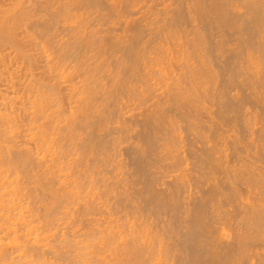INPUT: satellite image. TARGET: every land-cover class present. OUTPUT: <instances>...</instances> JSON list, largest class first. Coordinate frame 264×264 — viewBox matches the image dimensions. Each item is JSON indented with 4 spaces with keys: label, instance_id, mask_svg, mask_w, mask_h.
<instances>
[{
    "label": "bare ground",
    "instance_id": "6f19581e",
    "mask_svg": "<svg viewBox=\"0 0 264 264\" xmlns=\"http://www.w3.org/2000/svg\"><path fill=\"white\" fill-rule=\"evenodd\" d=\"M103 1L11 0L7 5L0 4V264H203L202 259L207 255L214 256V259L226 256L228 264H264V170L260 173L261 168H258L264 160L257 158L264 154H255L258 148H264V126H259L264 120L259 119L261 123L253 120L254 123H251L249 120L254 114L252 118L247 115L248 120L243 118L246 123L243 127L252 134V137L249 136L250 145L256 151H252L255 155L250 154L257 155L255 159L251 155V160L241 148L246 142L240 141L236 132L230 135L229 131L224 136L216 130L214 134L210 124L206 123V127L204 122L200 124L198 119H203L198 115L207 113L208 104L205 103L210 96V101L215 102L212 99L215 94L217 96L216 79L219 76L208 58L210 53H206L208 44L204 38L208 36L201 35L207 24L203 31L204 26L198 27L197 22L193 23V19L209 22L214 13L212 20L216 24L226 28L232 24L237 36L240 35L237 40L243 45L241 53L237 52L244 57V61L236 57L239 63H234L238 64L237 68L250 73V79L246 76L248 80L253 79L252 84L249 81L252 85L250 100L253 97L255 103L264 104V0H234L235 3L233 0H139L144 4H139L137 0ZM132 14L135 18L130 17ZM231 15L243 19L231 21ZM186 17L192 21V27L188 24L192 28L191 33L186 28ZM140 24L144 33L148 32V38H143L145 41L141 26L138 28ZM120 25L125 28L120 29ZM245 34L248 37H244ZM216 49L219 54V49ZM240 63L245 64V68ZM234 79L237 80L235 76ZM212 82L217 83L216 87ZM246 82H243L244 85ZM210 85L216 88L214 92ZM208 90L213 95L209 96ZM218 94V97L224 96ZM233 94L236 97L234 101L240 98L239 94L236 96L237 92ZM224 98L230 100L228 97L220 98L221 103L218 98L215 100L217 104H222L223 100L227 101ZM177 112L178 120L182 121V116L186 120H183L187 123L185 129L190 132L186 131L187 135H193L202 144H207L195 148H203V152L196 154L194 150L191 154L194 159V154L197 155L199 165L194 163L193 166L198 167L197 172L205 176L207 184H210V179L217 178L214 176L216 171L212 170L224 167L222 160L227 163L229 156L234 159H231L234 162L233 167L230 166L232 169L228 168L231 170L229 174L226 163L221 173L223 178L227 175L229 182H225L230 184V193L217 190L218 185L216 189L211 188L214 191L211 192L222 198L229 194L232 199L237 197L240 201L235 203L239 205L238 210L240 204L245 210L239 212V217H234L227 210L225 212L230 215L213 208L224 215L217 217L223 222L217 224L221 226V232H218L219 228L214 229V235L208 231L217 225L206 228V221L214 216L210 214L208 220L204 218L206 221H200L209 206L206 200L204 202V196L201 200L197 199L199 201L195 200L197 203L192 212V207L186 209L196 216L201 215H194L200 218V223L192 219L198 223L196 227L190 220L191 225L185 224L188 221L184 219L182 223L186 232H182L183 227H180L181 230L178 228L181 232L171 229L173 222L166 230L164 221L165 229L157 230L161 228L159 222L156 223L157 219L161 220L162 216L156 217L158 213L155 215L157 219L152 217L161 209H168V212L175 210V213L171 212L175 215L176 208L182 207L177 204L179 199L190 196H187V184L192 175L189 173L190 154L183 148L182 123L179 125L175 118L177 115L173 116ZM212 120H208L209 123ZM202 124L206 128V132L203 131L205 134L200 131ZM223 125L226 126V122ZM257 131L260 137L255 135L253 138V133ZM133 135L137 136V142L132 141ZM149 138L155 139L154 142ZM245 141L249 143V139ZM153 143L158 151L155 156L151 150L154 159L149 156L152 159L149 160L144 152L149 146L153 147ZM128 149L135 152L130 153L138 154V159L135 155L131 158L135 161V173L140 172L144 176L146 185L142 184L143 188L134 187L142 182V178L139 182L137 176L132 180L135 173L131 174V170L126 169L129 165L126 166L127 161L123 160L121 153ZM240 150L245 155H241ZM261 152L264 153V150ZM157 154L158 160L155 159ZM247 154L250 155L249 152ZM253 159H259L261 165L253 161L255 165L252 169L253 165L247 162ZM148 160L150 164L154 160L152 164L159 165L154 167L157 170L154 174ZM147 165L153 170H149ZM145 167L151 171L150 176L156 174L155 177H159V174L167 172L164 177L162 175L166 180L162 179L160 183L169 184V188L160 184L164 189L156 190H163V193H154L150 182L153 179L147 181L143 174L148 171ZM162 167L163 170L160 169ZM164 167L168 168L167 171ZM254 168L260 171L255 172L257 169ZM163 171L165 173L161 174ZM200 179L198 181L203 182ZM240 182L247 186L243 194L258 202L251 201L252 198H245V201L239 198L242 193L236 187L242 188ZM214 201L216 204L217 201ZM220 207L222 210L224 205ZM180 213L178 210L177 214ZM227 223L228 227L225 226ZM200 224L202 228L206 226L202 229L206 230L205 234L202 232L206 237L204 245L198 242L202 237L199 240L197 237L196 241L197 234H194ZM224 226L230 229L229 232L224 231ZM225 233L230 234L227 235L229 240L225 238ZM218 243L220 247H217ZM200 256L201 260L195 259ZM214 259H209L207 263L214 264ZM221 261L219 264L226 262Z\"/></svg>",
    "mask_w": 264,
    "mask_h": 264
},
{
    "label": "rangeland",
    "instance_id": "374dc122",
    "mask_svg": "<svg viewBox=\"0 0 264 264\" xmlns=\"http://www.w3.org/2000/svg\"><path fill=\"white\" fill-rule=\"evenodd\" d=\"M10 1H11V0H0V4H2V5H7L8 3H10ZM102 1H103V0H102ZM137 1L139 2V0H137ZM238 1H240V0H238ZM103 2H104V1H103ZM141 2H143V1H140L139 4H144V2H143V3H141ZM233 2H234V0H233ZM233 2H232V3H233ZM235 2H237V0H236ZM235 2H234V3H235ZM188 5H190V4H188ZM144 9L146 10V8H144ZM144 9H143V10H144ZM186 9H187V8H186ZM141 10H142V9H140V11H141ZM145 10H144V11H145ZM140 11H138V12L141 13ZM187 11H188V10H187ZM187 11H186V12H187ZM142 12H143V11H142ZM212 12H213V11H212ZM212 12H211V13H212ZM187 13H188V12H187ZM136 14L139 15L137 12H136ZM136 14H135V16H136ZM188 14H189V13H188ZM188 14H186L185 16H188ZM140 15H141V14H140ZM140 15H139V16H140ZM211 15H213V16H212V17L210 16L211 19L209 18V19H210L209 22H208V20H207V22L204 21V23H203V21H200V20L198 19L201 23H203V25H202L197 19H195V20L193 19V23H194V22H195V23L197 22V25H199L198 27H200V25H201V27L204 26V28L202 29L203 31H204V29H205V25L207 24V25H206V29H205L204 32L201 31V29H200L199 31H200V32H203V33L201 34L202 36H203L204 34H205V36H208V37L203 36V37H205L204 39H206V40H204V41H205L208 45L210 44L209 46L206 45V46L208 47V51H206V53H207V52L210 53V54L208 55V56H209L208 58L210 59L212 66L215 65V66L213 67V68L215 69L214 72H217L216 74H217V76H219L218 78H217V76H215L214 79H213L214 82H215V78H217V79H216V82H217V80H218V84L216 83V84L218 85L217 96H216V94H215L214 96H216V98L213 96V99H212V100L215 101V102L210 101L211 98H212L210 95H213L212 93L216 90V88H213L216 84H215L214 82H212L211 84L214 83V84H213L214 86H211V85H210V86H211V89L213 88L214 90L212 89L211 91H213V92H211V93H210V91L208 90V92H209L208 95L210 94V95H209V96H210V98H209L210 100L208 99L209 101H207V100H206L207 97L204 99L205 101H207L205 104H208V105H206V106H208L209 110H208V108H207V113H206V111H205V113L203 112V113H200V114L198 115L199 118L201 117V118L203 119V121H201V119H198V120H200V124L204 122V123H203L204 125H205L206 123L212 125V126L209 125V127H213V133H214V131H215V133H216V130L218 131V132H217L218 134H220V133L222 132V133H221L222 135H224V134L227 135V133H228L229 131H230V133H231L230 135H235V134L237 133L238 135H236V136H237L238 138H240V141L242 140V142H243V141L246 142V143H244V144L242 143V144H243V145H242L243 147L241 146V148H243V151L246 152V155H245V154L243 153V151H241V150L238 151V152H242L243 154H241V155H245V156H247L249 159H250V157H251V159H252V156L255 155V154H257V155H258V154H260V155L264 154V153L261 152L262 150H264V148H262L261 150L258 148V152L255 153L256 151H255L253 145H250V140H251V138H250L249 136L252 137V134L249 132V130H248V131H246L247 129L245 130L246 127H245V128L243 127V125L246 124V123H245V120H244V122H243V118L246 119V118L248 117L247 115H249L250 118H252L253 116H251V115L254 114L253 119H250V118L248 117V118L250 119L249 121H250L251 123H254L255 120L258 121L259 119L264 120V118H261V117H264V116H262V115H264V113H262V112H264V104L257 103V102L255 103V100L252 101V98H253V97H251V100H250V97H249V95L251 96V93H250V92H251V88H250V87H252V85L249 84V81H250V80H248L249 77L251 78V76L248 75V74H250V73L248 72V74H247V70H246V69H245L246 72H244V71H243L241 68H239V67H238V68H239V69H238V68L236 67V65L238 66V64L234 63V62H236V61H237V63H239V60H240V59L243 60L242 58H244V57H241L242 55H240V53H241V49L243 48V45L241 44V42H240L239 40H237V38H239L238 36H240V35L237 36L238 33H236V32L234 31L235 28L232 26V24H230V26H228L227 28H226V26H223V27L220 26L219 23L216 24V21L212 20L213 17L215 16L214 13L211 14ZM131 16H133V18H135V17H134V14L130 15V17H131ZM231 16L233 17V19H232V17H231V21H234V22H236V21L238 22V21L242 18L241 16H239V17H238V16L235 17V16H233V15H231ZM137 17H138V16H137ZM237 18H238V20H237ZM239 18H240V19H239ZM185 19L187 20L188 17H186ZM190 19H191V18H190ZM235 19H236V21H235ZM242 19H243V18H242ZM242 19H241V20H242ZM188 20H189V19H188ZM188 20L185 22V24H187V25H186V26H187L186 28H187V30H189L190 33H191V32H192V28H191V27H192V23H191L192 21L189 20V23H188ZM191 20H192V19H191ZM211 20L214 21L215 24H214ZM241 20H240V21H241ZM195 23H194V24H195ZM198 23H199V24H198ZM208 23H209V25H208ZM142 24H143V23H142ZM142 24H140V25L138 26V28L141 26L140 28H142L141 30H142L143 33H144L145 30H143L144 27H142V26H143ZM188 24H190L191 27H189ZM218 24H219V25H218ZM216 25H217V26H216ZM121 26H122V27H121ZM218 26H220V27H218ZM246 26H247V24H246ZM120 27H121V28H120ZM120 27H119L120 29H124V28H125L124 25H120ZM123 27H124V28H123ZM140 28H139V29H140ZM221 28H222V29H221ZM209 30H210V31H209ZM142 31H141V32H142ZM189 31H188V32H189ZM120 32H121V30H119L118 33H120ZM141 32H140V33H141ZM235 33H236V34H235ZM146 34H148V32H145V33H144V35L142 36V39L145 38V37H146V39L148 38ZM234 34H235V35H234ZM141 35H142V34H141ZM234 36H235V37H234ZM245 36L248 37V35H246V34L244 35V37H245ZM189 37H191V35H189ZM140 38H141V37H140ZM207 38H208V39H207ZM146 39H143V41H145ZM220 40H222L221 45H223V46L220 45V42H221ZM234 40H236V41H234ZM218 42H219V43H218ZM238 44H239V45H242V46L240 47ZM248 44H249V43H246V45H248ZM212 45H213V46H212ZM219 45H220V47H219ZM224 46H225V48H223ZM214 47H216V48L219 49V54H220V55L218 54L217 49L214 48ZM236 47H238V48H240V49H237ZM215 49H216V50H215ZM222 49H223L224 51H223ZM229 49H230V50H229ZM236 49H237V50H236ZM209 50H210V52H209ZM221 50H222V51H221ZM233 50H234V51H233ZM239 50H240V51H239ZM254 50H255V49H254ZM254 50H253V51H254ZM256 50H257V48H256ZM256 50H255L254 52H256ZM212 51H213V52H212ZM225 51H227V52H225ZM231 51H232V52H231ZM237 51L240 52V53L238 54ZM224 52H225V54H223ZM208 53H207V54H208ZM214 53H215V54H214ZM234 53H235V54H234ZM236 53H237V54H236ZM221 54H222V56H221ZM242 54H243V52H242ZM218 55H219V56H218ZM223 55H224V57H223ZM234 55H235V56H234ZM238 55H239L240 57H239ZM220 56H221V57H220ZM225 57H226V58H225ZM232 57H233V58H232ZM236 57H238L239 60H238ZM223 58H225V59L223 60ZM227 58H228V59H227ZM211 59H213V63H212V60H211ZM221 59H222V61H221ZM231 59L233 60V62H232ZM226 60H227V61H226ZM229 60H230V61H229ZM225 61L228 62V63H226ZM243 61H244V60H243ZM243 61H242V63H243ZM221 63H222V64H221ZM223 63H224V65H223ZM225 63H226V64H225ZM229 63H231V64H233V65H230ZM242 63H240V64H242ZM213 64H214V65H213ZM228 64H229V66H231V67L227 66ZM234 64H235V65H234ZM240 64H239V65H240ZM219 65H221V66H219ZM222 66H224V67L222 68ZM232 66L235 67V69H234ZM240 66H241V65H240ZM242 66H244V67H242ZM242 66H241L242 68H245V64H242ZM236 68H237V70H236ZM221 69H222V71H221ZM226 69H227V70H226ZM234 70H235L236 72H234ZM241 70H242V71H241ZM227 71H228V72H227ZM229 71L231 72V74H229ZM237 71H238V72H237ZM240 72L242 73V75H241ZM243 72H244V74H243ZM218 73H219V74H218ZM238 73H239V75H238ZM216 74H215V75H216ZM228 74H229L230 76H229ZM220 75H221V76H220ZM244 75H245V76H244ZM247 75H248V78L246 77ZM222 76H223V77H222ZM226 76H227V77H226ZM228 76H229V78H228ZM234 76L236 77L237 80L234 79ZM135 77L137 78V76H135ZM244 77H245V78H244ZM221 78H222V79H221ZM225 78H226V79H225ZM243 78H244V79H243ZM250 78H249V79H250ZM227 79H228V80L231 79V81H232V79H233L234 81H233V83H231V81H227ZM238 79H239V80H238ZM240 79H242V80H240ZM245 79H246V80H245ZM225 80H226L227 82H226ZM243 80H244V81H247V82H246L247 84L245 83L246 85H244V83H243L244 81H243ZM252 80H253V79H251V81H252ZM239 81H241V82H239ZM242 81H243V82H242ZM251 81H250V82H251ZM252 82H253V81H252ZM252 82H251V84H252ZM242 83H243V84H242ZM239 85H240V86H239ZM222 86H223V87H222ZM215 87H216V86H215ZM219 87H220V88H219ZM224 87H225V89H224ZM226 87H227V88H226ZM209 89H210V87H209ZM221 89H222V91H221ZM227 90H228V91H227ZM219 91H220V92H219ZM223 91H224V92H223ZM228 92H229V93H228ZM236 92H237V95H236V96L238 97V94H239L240 98L238 97V98H237L238 100H235V101H234V99H236V97H234V94H233V93H236ZM218 93H220L221 96H222V94H223L224 96H222V97H218V96H220ZM225 93H226L228 96H227ZM232 94H233V97H232L233 100H231L232 98H229L230 96H232ZM240 94H241V95H240ZM209 96H208V97H209ZM242 96H243V98L241 99ZM223 97H228V99H230V100H227L226 98H224V99L227 100L228 102H227V101L224 102V100H223V101H222V104H217L218 102H216V101L219 99L218 101L221 103L220 98H223ZM247 97H248V98H247ZM217 98H218V99H217ZM215 99H217V100H215ZM239 99H240V101H239ZM226 102H227V103H226ZM232 102H233V103H232ZM235 102H236V104H235ZM223 103H225V104H223ZM239 104H240V105H239ZM218 105H219V106H218ZM233 105H235V106H233ZM237 105H238L239 107H238ZM225 106H226V107L229 106V107H228L229 109L226 108ZM230 106H231V107H230ZM236 106L238 107L237 109H236ZM241 106H243V107H241ZM219 108H220V109H219ZM221 108H223V109L221 110ZM224 109H225V110H224ZM230 109H232V110H230ZM239 109H240V110H239ZM210 110H211V111H210ZM219 110L221 111V113H220ZM236 110H237V111H236ZM238 110H239V111H238ZM216 111L218 112V114H217ZM230 111H232V112L234 113L235 116L233 115L232 112L229 113ZM240 111H241V112H240ZM242 111H243V112H242ZM248 111H250V112H249L250 114L248 113ZM244 112H245V113H244ZM246 112H247L248 114H246ZM256 112H258V113H256ZM171 113H172V112H171ZM238 113H239V114H238ZM173 114H174V113H173ZM256 114H258L257 116H259V115H261V114H262V115H261V117L259 116L260 118H258V117L256 116ZM169 115H170V113H169ZM171 115H172V114H171ZM176 115H177V117H175ZM178 115H179V114H178V112H177V113H175L173 116H174L175 118H177V120H178V119H179V116H178ZM211 115H212V117H211ZM228 115H229V116H228ZM243 115H244V116H243ZM206 116H207V117H206ZM226 116H227V117H226ZM232 116H233V117H232ZM245 116H246V117H245ZM182 117H183V116H182ZM182 117L180 118L182 121L178 120V121H179L178 124H179V125H180L181 123L183 124V125L181 124V128H180V132H181V131L184 132V133H183V132L181 133V134H184V135H182V137H183V141H184V142L182 143V144H184V147H183V148H186V150H187V154L189 153L190 155L194 152V150H195L196 154H197L198 151H200V153L203 152V151H201V149H203V148H201V149H195V148H198V147L200 148V147H202L203 145H207V144H202V143H201L198 139H196V137H194L193 135H192V136H189V134H190L189 130H188V129H185L187 123L184 122V121H186V120H185L184 117H183V119H182ZM209 117H211V118H209ZM215 117H216V118H215ZM222 117H223V118H222ZM224 117H225V118H224ZM238 117H239V118H238ZM175 118H174V119H175ZM212 118H213V120H214L215 122H213ZM217 118H218V119H217ZM234 118H235V119H234ZM231 119H232V120H231ZM183 120H184V121H183ZM208 120H210V121L212 120L213 123H212V122L209 123ZM230 120H231V121H230ZM246 120H248V119H246ZM253 120H254V122H252ZM261 120L258 121V122L261 123ZM205 121H206V122H205ZM207 121H208V122H207ZM218 121H219V122H218ZM225 122H226V126L223 125V124H225ZM258 122H256V123H257L256 126H258V124H259ZM262 122H264V121H262ZM184 123H185V124H184ZM211 123H212V124H211ZM214 123H216V124H214ZM203 124H202V130L200 129V131H201L202 133L206 132V128H205V127L208 126V125L206 124L205 127H204ZM213 124H214V125H213ZM218 125H219V127H218ZM215 126H216V129L214 128ZM244 126H245V125H244ZM259 126H264V123L259 124ZM137 127H139V126H137ZM209 127H207V128H208V129H207L208 131H209ZM217 127H218V128H217ZM221 127H222V129H221ZM182 128H183V129H182ZM186 128H187V127H186ZM223 128H224V129H223ZM243 128H244V130H243ZM214 129H215V130H214ZM227 129H228V131H227ZM204 130H205V131H204ZM223 130H224V131L226 130L227 132L224 133ZM231 130H232V131H231ZM239 130L241 131V133H240L241 136H240V134L238 133V132H240ZM186 131L189 132L188 135H187V132H186ZM203 131H204V132H203ZM220 131H221V132H220ZM232 132H233V133L236 132V133L232 134ZM257 132H258V131H257ZM166 133H167V132H166ZM207 133L210 134V132H207ZM207 133H206V134H207ZM213 133H211V136H212ZM215 133H214V134H215ZM245 133H246V134H245ZM255 133H256V132H255ZM255 133H253V134H254V135H253V138H255V137L259 138V137H260V132H258V133H256V134H255ZM161 134H163V133H161ZM204 134H205V133H204ZM257 134H259V135H257ZM159 135H160V133H159ZM225 135H224V136H225ZM255 135H256V136H255ZM133 136H134V138H133ZM133 136H132V138H133L132 141L137 142V139H136L137 136H135V135H133ZM157 136H158V135H157ZM254 136H255V137H254ZM258 136H259V137H258ZM190 137H191V138H190ZM244 137H245V140H246V139H249V143H248V144H247V141L244 140ZM151 138H153V136H152ZM151 138H149L150 141H153V142H154L155 139H152V140H151ZM241 138H243V139H241ZM257 138H256V139H257ZM149 139L146 140V142L149 141ZM188 139H189V140H188ZM190 140H191V142H190ZM194 140H195V141L197 140V141L195 142ZM129 141H130V140H129ZM129 141H128V142H129ZM193 141H194V142H193ZM142 143H144V140H142ZM185 143H186V144H185ZM190 143H191L192 145L195 144L194 147H193ZM193 143H194V144H193ZM199 143H200V144H199ZM201 144H202V145H201ZM228 144H229V145H228ZM246 144H247L248 146H246ZM144 145H145V144H144ZM152 145H154V143H153ZM155 145H156V144H155ZM155 145H154L153 147L149 146L148 149L146 148L147 152H146V150H145V152H144V153H145V156H146V157H145L146 159L149 158V160H152V159L149 157V156L152 157V155H151V153H150L151 150H153V151H151V152H152V153L154 152L155 154H154V153H153V154L156 156V151H158V149H157L158 147H157V146L155 147ZM188 145H191L192 147L190 146V147H191V148H190ZM196 145H197V146H196ZM227 145L231 147L230 143H227ZM185 146H186V147H185ZM187 146L189 147L190 150L188 149ZM228 146H227V147H228ZM250 146H252L253 148L250 147ZM154 147H155V149H154ZM230 147H228V148H229V151L231 150ZM245 147H247V148H245ZM150 148H151V149H150ZM183 148H182V149H183ZM251 148H252V150H250ZM156 149H157V150H156ZM253 149H254V150H253ZM128 150H129V149H128ZM154 150H155V151H154ZM245 150H246V151H245ZM249 150H250V151H249ZM259 150H260V151H259ZM125 151H126V152L122 151L123 153H121V156L123 157V160L126 159V161H127V162H125V163H126V166L129 165V166L126 167L127 171L131 170V171H129V172H130V173L132 172L131 174H133V172L135 173V171H136V167H135V170H134V166H135V165H134L133 162H135V161H132V160H134V159L131 158V157H134L133 155H135V154H133V153H135V152H133L132 149H130L129 151H127V150H125ZM130 151H132L133 153H130ZM252 151H255V152H252ZM209 152H210V151H209ZM226 152H228V151H226ZM248 152H249V154H250V152L253 153V155L250 154V155L248 156V154H247ZM259 152H260V153H259ZM129 153H130V154H129ZM147 153H148V154H147ZM211 153H213V152L211 151ZM230 153H231V151L229 152V154H230ZM254 153H255V154H254ZM128 154H129V155H128ZM184 154H186V152H185ZM189 154H188V155H189ZM196 154H194V155H195V157L197 158V155H196ZM198 154H199V153H198ZM131 155H132V156H131ZM147 155H148V157H147ZM190 155H189L190 158L188 159V161L190 160V161H189V162H190L189 167H190V169H191V172L189 171V173L192 174V175L194 174L193 176H192V175L190 176V178H189V179H190V180H189L190 182H188V184H190L191 181H192V184H190V185L187 184V186H188V189H187L188 194H187V196H188V195H190V196H188L189 199H188V197H186L187 199H186V198L183 199V197L180 196V197H182V200H181V198H180V199H179V202L177 203L179 206H182L183 208H184V206H186V208L183 209L182 207H179V206L177 205V207H179V208H176V212L178 213V210H179V213L181 212V213H180L181 215H180V214L178 215L177 213H176L175 215L172 214L171 212L173 211V213H175V210H171V209H170L171 212H168V211H169L168 209H166V210H165V209H164V210L161 209L162 212H161V211H160V212L158 211L157 213H156V212H155L154 214L152 213V214H153L152 217H153V216L155 217V215H157L158 213H159V214L162 213V214H160V215L158 214L156 217H160V216H162V217H161V220L164 219V220H162V221H161V220L158 221V219L155 217V218L157 219V222H156V223L159 222V225L161 226V228H159V229L157 228V230H160V229H162V228L165 229V224H164V222L166 223V230H167V229H169L168 227L171 228V226H169L170 222H171V223L173 222V223L170 224V225H173V224H174L175 226L173 225V226H172L173 228H171V229H173V230L176 229V231H177V230L179 231V229L181 230L180 227H183L182 232H183V231L186 232L184 226H185V224H187V225H188V224L191 225L190 221L192 222V225H194V226L196 227V226H198V225H197L198 223H195L196 221L200 223L201 220H202V221H206V220H208L211 216H212V217H213V216L215 217V216L218 214V216H216L215 218L213 217V218H210L209 221H206V222H207V225H206L207 227H206L205 225H203V228H204V229L208 228V226H209V227H210V226L215 227L218 223L220 224V223L223 222V221H221L222 219H221V220L217 219V217H219V215H222L221 213H219L220 211H222V212L224 211V212H225V211L227 210V211H229L228 213H230L231 216H234V217H235V216H236V217L238 216V217H239V215L241 214V213H239V212H242V210H245L244 206H242L243 204H240V207H241V206H242V207H241V208L239 207V210H238V206H239V205H237V204H235V203H240V201L237 199V197L232 199V195L229 194L230 196H229V195H227V197H226V196H223V198H222V196L220 195V197H221V198H220L218 195H214V194L212 193V192H214V191H213L211 188L214 189V187H215V189H216L217 185L219 186V187L217 188V190H221V189H223V190H221V191H225V193H227V192L230 193V190H228V186H229L230 184H228L229 181H228V179H226V178H227V175L225 176L226 178H223L224 174H221V173H223V172H222V169H225L224 167H225V163H226V162L222 160V162L224 163V164H223L224 167H223L221 170L216 169V168H215V170H214V169L212 170V171H216V172H214V173H215L214 176H216L217 178L215 179V177H214L213 180L210 179V184H207L206 181H205L206 179H204L205 176H204V175H203V176H200L199 173L197 172L198 169L196 170V168H198V167H197L196 165H195L196 167L193 166L194 163H195V164L198 163V165H199V162L196 161V158H195V159L193 158V156H192L193 154H192L191 156H190ZM230 155H231V154H230ZM251 155H252V156H251ZM257 155H256V156H253V158H254V157L256 158ZM135 156H136V158H135V157H134V158H135V159H138V157H137L138 154H136ZM186 156H187V155H186ZM130 158H131V159H130ZM152 158L154 159V157H152ZM248 158H247V159H248ZM255 158H254V159H255ZM257 158H259V159L261 158L260 160H264V156H261V157H260V156L258 155ZM155 159L158 160V154H157V158H155ZM197 159H198V158H197ZM229 159H230V160H229ZM231 159L234 160L233 158H231V156H229V158H227V160H228L229 162L226 163V165H227V166H226V170H227L228 168L232 169L231 167H233L232 163H233L234 161H232ZM251 159H250V160H251ZM254 159H253L251 162H249V161H248V162L246 161V162H247L248 164H252V162L255 161V163H256L257 165H261V163H264V161H261V163H260V162L258 161L259 159H258V160H257V159L254 160ZM130 160H131V161H130ZM149 160H148V163L150 164V161H149ZM194 160H195V162H193ZM191 161H192V162H191ZM128 162H130V163L128 164ZM151 162H152V163H155L154 160L151 161ZM158 162H159V161H158ZM158 162H156V164H157ZM230 162H231V163H230ZM257 162H258V163H257ZM146 163H147V160H146ZM146 163H145V164H146ZM152 163H151V164H152ZM253 163H254V162H253ZM132 164H133V165H132ZM151 164H150V165H151ZM159 164H161V163H159ZM210 164H212V162H211ZM131 165H132L133 167H132ZM154 165H155V164H154ZM154 165L152 164L151 166H153V168L156 167V166H159V165H155V166H154ZM252 165H253V164H252ZM254 165H255V164H254ZM254 165L251 166L252 169H253ZM257 165H256V167H257ZM130 166H131V167H130ZM145 166H146V165H145ZM147 166H148V168H150L149 170H153V168H151L149 165H147ZM191 166H192V167H191ZM228 166H229V167H228ZM230 166H231V167H230ZM262 167H264V164H262V166H260V167L258 166L259 169L261 168V169H260L261 171H260L258 168H254V170L257 169V170H255V172H257V171L259 170L260 173H261L262 170H264V168H262ZM128 168H129V169H128ZM145 168H146V167H145ZM148 168H146V169L148 170ZM192 168H193L194 170H193ZM160 169L163 170V167L160 168ZM166 169H168V168L164 167V171H165ZM230 169H228V173H227V174H229V172L231 171ZM133 170H134V171H133ZM144 170H145V169H144ZM147 170H146V171H147ZM149 170H148V171H149ZM195 170H196V171H195ZM218 170H219V171H218ZM226 170H225L224 172H227ZM229 170H230V171H229ZM148 171L146 172V174H145V172H144L143 174L146 175V176L148 175V178L145 176V178H146L147 181H150V180L153 179V180H152L153 182H152V181H150V182L152 183V184H151V185H152V189L154 188L153 192L156 193L155 191H158V190H156V189H158V188H159V189H162V187L165 185V184H161L160 181H161L162 179H164V178H162V175H163V177H164V175H165L167 172L165 173V172L163 171V172H161V174H162V173H165V174H162V175L159 174V177H158V176L155 177L156 174H155L154 176H153V175L150 176V172H151V171H149V172H148ZM153 171H154V172H151L152 174H154L155 171H157V170L154 168ZM160 171H161V170H160ZM160 171H158V172H160ZM166 171H167V170H166ZM137 172H138V171H137ZM217 172H218V174H217ZM147 173H149V174H147ZM156 173H157V172H156ZM195 173H196V175H195ZM197 173H198V174H197ZM136 174H137V173H135V174H134V175H135L134 178L131 177V179L133 180V179H135V177L137 176L136 180H138V182H139V180H141V178H142V182L140 181L139 184H138V182H137L136 180H134V181L137 182L136 184H138V185H137L138 188H137V186H134V187H135L136 189L143 188V187L146 185V184L144 185V182H143V181H145V180H143V177H144V176H142V174H141L140 172H138L137 175H136ZM225 174H226V173H225ZM140 175H141L142 177H141ZM157 175H158V174H157ZM262 175H264V172H262ZM139 176H140V177H139ZM149 176H150V177H149ZM160 176H161V177H160ZM197 176H198L199 179H200V178L203 179V182L201 181L202 183H201L200 181H198L199 179L197 178ZM157 177H158L159 179H157ZM191 177H193V178H191ZM194 177H196L197 180H196V178H194ZM203 177H204V178H203ZM145 178H144V179H145ZM149 178H150V179H149ZM155 179H156V180H155ZM167 179H168V178H167ZM193 179L196 180V181H194ZM202 179H200V180H202ZM217 179H219V180H217ZM158 180H159V181H158ZM164 180H166V179H164ZM220 180H221V181H220ZM225 180H227L228 182H227V181L225 182ZM215 181H216V182H215ZM217 181H218V182L220 181V182L218 183ZM154 182H155L156 184H155ZM204 182H205L206 184H205ZM207 182H208V181H207ZM212 182H213V184H212ZM224 182H225V183H224ZM140 183H141V184H140ZM194 183H195V184H194ZM197 183H199V184H197ZM203 183H204V184H203ZM223 183H224V184H223ZM142 184H143L144 186H141ZM160 184L163 185V186L160 187ZM200 184H201V185H200ZM211 184H212V185H211ZM215 184H216V185H215ZM226 184H227V185H226ZM239 184L242 185L241 182H240ZM239 184H237V186H241V185H239ZM134 185H135V184H134ZM193 185H194V186H193ZM195 185H197L198 187L195 186ZM210 185H211V186H210ZM213 185H214V186H213ZM139 186H140V187H139ZM155 186H157V187H155ZM165 186H166L167 188H169V184H168V185L166 184ZM165 186H164V187H165ZM187 186H186V188H187ZM202 186H203V187H202ZM220 186H221V188H220ZM225 186H226V187H225ZM245 186H246V184H245ZM245 186L242 185V186H241L242 188H240V187H236V189H238L239 192L241 191L240 194L242 193L240 197L238 196V197L241 198L242 200H244L245 198H246V199L248 198V194H246V195L243 194V193L247 190V189H244V188H247V186H246V187H245ZM164 187H163V189H164ZM166 187H165V188H166ZM195 187H197V189H196ZM200 187H201V188H200ZM224 187H225V188H224ZM194 188H195V189H194ZM206 188H207V189H206ZM208 188H209V189H208ZM210 189H211V190H210ZM225 189H227V190H225ZM188 190H189V191H188ZM191 190H192V192H191ZM196 190H197V191H196ZM198 190H199V191H198ZM207 190L210 191V192L212 191V192H211L212 195H211V193L208 192ZM160 191H161V193H163V192H162L163 190H160ZM160 191H158L157 193H159ZM205 191H207V192H205ZM226 191H227V192H226ZM238 191H237V192H238ZM204 192H205V193H204ZM239 192H238V193H239ZM157 193H156V194H157ZM189 193H190V194H189ZM245 193H246V192H245ZM196 194H197V195H196ZM200 194H201V195H200ZM194 195H195V196H194ZM242 195H243V196L245 195V196L242 198ZM200 196H201V197H200ZM203 196H204V202H205V200H206V204H207V205L209 204V206H211L212 209H211V207L207 206L208 208H207L206 211H205V212H206V215H205V212L203 213V217H202L201 215H199V216L197 215L198 217L201 216L200 218H203V219L195 218V217H197V216L195 215V213H194V212H193L194 214L189 213V212H187L186 209H189V207H192V208H190V210H191V209H194V205L197 203L196 201H199V200L203 199ZM212 196H213V197H212ZM216 196H218V197H216ZM193 197H194V198L196 197V198L193 200ZM206 197H207V198H206ZM211 197H212V198H211ZM228 197H229V198H228ZM200 198H201V199H200ZM251 198H252V197H250V199H251ZM197 199H199V200H197ZM212 199L216 200L218 204H217V203L215 204V201L212 200ZM218 199H219V200H218ZM220 199H222V200H220ZM226 199H227V200H226ZM246 199H245V200H246ZM248 199H249V198H248ZM250 199H249V200H250ZM253 199H254V198H252L251 201H253ZM180 200H181V201H180ZM185 200H186V201H185ZM187 200H188V202H187ZM192 200H193V201H192ZM195 200H196V201H195ZM210 200H211V202H210ZM229 200H230V202H228ZM235 200H237V201H235ZM242 200H241V203L243 202ZM245 200H244V201H245ZM256 200H257V199H256ZM256 200H254L253 202H258V201H256ZM221 201H222L223 203H222ZM231 201H232V202H231ZM233 201H235V202H233ZM262 201H264V200H262ZM181 202H182V203H181ZM193 202H195V203H193ZM220 202H221L222 206L224 205V208H222V210H221V207H220V206H221ZM184 203H185V204H184ZM186 203H187V204H186ZM191 203H192V204H191ZM210 203H211V204H210ZM212 203H213V204H212ZM181 204H182V205H181ZM214 204H215V205H214ZM226 204H227V205H226ZM212 205H213V206H212ZM230 205H231V206H230ZM214 206H217V207L215 208ZM218 206H219V207H218ZM187 207H188V208H187ZM209 208H210V209H209ZM213 208H214V210L217 209V211H219V209H220V211H219V212L216 211V212H217V213H216V212L213 210ZM243 208H244V209H243ZM177 209H178V210H177ZM181 209H182V210H181ZM184 210H186V211H184ZM207 210H208L209 213L207 212ZM209 210H210V211L213 210V211L215 212V215H214L213 211L210 212ZM164 211H166V212H164ZM190 212H192V210H191ZM235 212H236V213H235ZM169 213H170V214H169ZM207 213H208V214H207ZM212 213H213V214H212ZM226 213H227V212H225V214H226ZM228 213H227V214H228ZM189 214H191L192 216H190ZM210 214H211V216H210ZM223 214H224V213H223ZM230 214H228V215H230ZM233 214H234V215H233ZM165 215H166L167 218L165 217ZM183 215H185V216H183ZM194 215H195V217H194ZM208 215H209V218H208ZM177 216H178L179 219H178V218H175V217H177ZM181 216L184 217L183 220H182V217H181ZM222 216H224V215H222ZM152 217H151V218H152ZM163 217H164V218H163ZM168 217H169V218H168ZM171 217H172V219H171ZM187 217H189V218H187ZM190 217H192V218H190ZM165 218H166V219H165ZM185 218H186V219H185ZM204 218H205V219L207 218V219L205 220ZM219 218H221V217H219ZM156 219H154V220L156 221ZM173 219H178V221H179L180 223H178L177 220H173ZM184 219L187 220L188 222H184V221H185ZM192 219H193L195 222H194ZM199 219H200V221H198ZM211 219H212V220H213V219H216V220H213V221H212ZM154 220L152 219L151 221H154ZM172 220H173V221H172ZM189 220H190V221H189ZM155 221H154V222H155ZM163 221H164V222H163ZM168 221H169V222H168ZM202 221H201V222H202ZM211 221L213 222L214 225L212 224ZM215 221H216L217 223H216ZM218 221H219V222H218ZM160 222H162V223L160 224ZM174 222H175V223H174ZM182 222H184L185 224L182 223ZM206 222H205V223H206ZM208 222H209L210 224H209ZM177 223H178V224H177ZM181 223L183 224V226L181 225ZM202 223H203V222H202ZM215 223H216V224H215ZM152 224H153V223H152ZM176 224H177L178 226H179V225H180V226H179V227H178V226L176 227ZM208 224H209V225H208ZM154 225H156L157 227L159 226L158 224H155V223H154ZM201 225H202V224L199 225V228H200ZM160 226H159V227H160ZM162 226H163V227H162ZM204 226H205L206 228H205ZM225 226L228 227V226H229L228 223H227ZM225 226H224V227H225ZM219 227H221V226H218V225H217L216 228H213V229H212V227H211V228H209V229H212V230H211V231H208L209 229H207V231H208L210 234L213 233V234H211V235H214V234H216V232H215L214 229H217V228H219ZM227 227H225V230H224V231L229 232L230 229H228ZM178 228H179V229H178ZM199 228L197 227V231H195V228H194V231H195L194 234H195V235L197 234V235L195 236V237H196V241H198V240L202 237L198 242H203L202 244L204 245V244L206 243V242L204 243L206 237H204L205 235H203V234L206 233V230L203 231V230H202L203 228H202V226H201L200 229H201L202 231H199V230H200ZM229 228H230V227H229ZM171 229H170V230H171ZM192 229H193V228H192ZM220 229H221V228H219V231H218L219 233L221 232ZM227 229H228V230H227ZM231 229H233V228L231 227ZM217 230H218V229H217ZM179 232H181V231H179ZM199 232H200V233H199ZM202 232H204V233L202 234ZM208 232H207V233H208ZM230 232H231L230 234L233 233L232 230H231ZM167 233H168V232H167ZM209 233H208V234H209ZM199 234H201L200 237H199ZM208 234H207L206 236H208ZM225 234H226V235H225ZM225 234H224V235H225V238H226V239L230 238L229 236L227 237V235H228L229 233H225ZM230 234H229V235H230ZM179 235H180V234H179ZM222 236H223V235H222ZM197 237H198V240H197ZM223 237H224V236H223ZM228 240H229V239H228ZM207 242H208V239H207ZM215 244H217V241H216ZM220 245H221V244H220ZM220 245H219V243H218L217 247H220ZM223 245H224V244H223ZM223 245H222V246H223ZM224 246H225V245H224ZM194 249H195V248H194ZM219 249H220V248H219ZM219 249L217 248L218 251L221 250V249H220V250H219ZM223 249H224V248H223ZM195 250H196V249H195ZM215 250H216V249H215ZM197 251H198V250H197ZM220 252H222V250H221ZM220 252H219V254L224 256V254H221ZM262 252H264V251H262ZM197 253H198V252H197ZM209 256L211 257V255H207V256L205 257V259L203 258L204 260H206V262L202 259L201 256H200V257H197V258H195V259H200V260L202 259V261L206 264L207 262H209V259H210V260H211L212 258L214 259V256H212L211 258H210ZM219 257H222V256H219ZM224 258H226V256H225ZM224 258H223V259H221V258H216V259L212 260V262L214 261V264H219V261L222 260L223 262L226 261V262L223 263V264H228V263H227V260H228V259L226 258V260H225ZM217 259H218V260H217ZM187 260H188V259H187ZM216 260L218 261V263H217ZM250 260H251V259H249V260L247 259V261H250ZM252 260L254 261V259H252ZM255 260H256V259H255ZM222 261H221V262H222ZM215 262H216V263H215ZM221 262H220V263H221ZM204 263H203V264H204ZM207 264H210V263H207Z\"/></svg>",
    "mask_w": 264,
    "mask_h": 264
}]
</instances>
